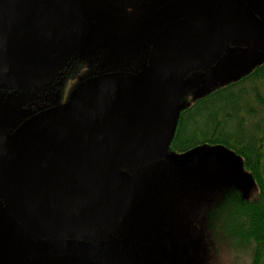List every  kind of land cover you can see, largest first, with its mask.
<instances>
[{
    "label": "water",
    "instance_id": "1",
    "mask_svg": "<svg viewBox=\"0 0 264 264\" xmlns=\"http://www.w3.org/2000/svg\"><path fill=\"white\" fill-rule=\"evenodd\" d=\"M214 2L210 13L192 11L165 26L140 73L88 77L65 105L31 117L0 142V195L16 219L39 233L95 243L125 216L136 193L133 173L149 163H204L245 181L225 162L167 150L182 106L178 97L218 85L212 75H188L213 65L227 46L264 47L261 0ZM81 3L0 0L2 87L40 89L66 66L80 41ZM94 247L115 264H155Z\"/></svg>",
    "mask_w": 264,
    "mask_h": 264
},
{
    "label": "rangeland",
    "instance_id": "2",
    "mask_svg": "<svg viewBox=\"0 0 264 264\" xmlns=\"http://www.w3.org/2000/svg\"><path fill=\"white\" fill-rule=\"evenodd\" d=\"M100 6L86 9V16L110 20L104 23L97 20L100 28L109 30L113 39H125L132 25V7L149 3L150 11L157 9L162 15L182 16L193 9L212 8L215 0H165L158 5L152 0H98ZM246 3L251 0H240ZM141 28L145 26L146 13L140 14ZM142 20V21H141ZM103 24V25H102ZM151 21L143 31H152ZM143 32H139L141 35ZM264 60V47L227 46L222 56L210 67L191 72V75H212L217 84L239 77L254 65ZM117 62V61H115ZM79 78L84 74H77ZM193 89V88H192ZM192 91L178 97L180 105L192 100ZM175 156H202L216 159L232 166L236 174L243 176V184L234 180L229 170L216 166L196 163L184 166L166 167L163 162H152L137 170L136 193L128 209L135 216L136 225L132 230V241L147 246L140 251V261L155 264H249L251 247L239 240L227 238L215 228L222 223L224 202L227 195L243 190L254 197L256 186L250 174L241 166L240 156L222 145H201L185 152H173ZM239 180V179H238ZM240 195V196H241ZM123 220L122 223H125ZM213 229V230H212Z\"/></svg>",
    "mask_w": 264,
    "mask_h": 264
},
{
    "label": "flooded vegetation",
    "instance_id": "3",
    "mask_svg": "<svg viewBox=\"0 0 264 264\" xmlns=\"http://www.w3.org/2000/svg\"><path fill=\"white\" fill-rule=\"evenodd\" d=\"M258 9L264 14V0ZM162 5L165 0H152ZM82 17L80 41L75 55L53 78L45 80L43 87L34 90L4 88L0 85V142L11 137L16 130L31 117L40 112L65 105L84 79L93 75L111 73H140L146 66L149 50L156 35L179 16L162 15L157 9L150 11L149 3L132 7V25L128 26L125 39H113L112 33L100 28L96 23L110 20L98 16H86V9L92 5L93 10L101 7L98 0H82ZM193 9L210 13L213 9ZM142 12L146 13L145 26L151 21L152 31H143ZM189 13V12H188ZM183 15V14H182ZM142 21V20H141ZM162 23V25H160ZM103 25V24H102ZM160 25V26H159ZM139 32H143L139 35ZM117 61V62H115ZM77 74H84L79 78ZM201 83L197 86L200 87ZM197 88V89H198ZM135 180L137 173H133ZM130 209V208H129ZM129 211V210H128ZM127 213L121 221L110 230L100 235L94 242L84 237L46 234L33 231L22 224L6 208L0 195V264H115L110 257L101 255L94 244L118 248L127 255L139 254L147 248L144 242L136 245L131 238L136 225L135 216ZM126 220L125 223H122ZM152 262H156L154 258Z\"/></svg>",
    "mask_w": 264,
    "mask_h": 264
},
{
    "label": "trees",
    "instance_id": "4",
    "mask_svg": "<svg viewBox=\"0 0 264 264\" xmlns=\"http://www.w3.org/2000/svg\"><path fill=\"white\" fill-rule=\"evenodd\" d=\"M201 145L224 146L249 172L255 196L227 195L215 231L250 245L249 264H264V60L181 106L167 150L180 153Z\"/></svg>",
    "mask_w": 264,
    "mask_h": 264
}]
</instances>
